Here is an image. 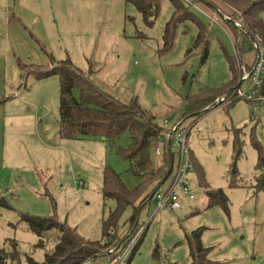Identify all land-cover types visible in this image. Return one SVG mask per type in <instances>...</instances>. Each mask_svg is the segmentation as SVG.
<instances>
[{
    "label": "rangeland",
    "instance_id": "rangeland-1",
    "mask_svg": "<svg viewBox=\"0 0 264 264\" xmlns=\"http://www.w3.org/2000/svg\"><path fill=\"white\" fill-rule=\"evenodd\" d=\"M159 3L157 20L148 28L123 0H0V201L8 204L7 209L0 208V247L11 249L9 239H14L19 264H28L26 256L43 261L59 235L58 230L46 232L43 248H35L37 237L18 223L22 214L48 217L54 199L60 223L84 240L98 241L104 214L103 168L122 175L127 188L138 183L127 173L128 163L101 138L59 137L56 76L38 79L31 73L21 79L22 69L27 73L65 59L90 72L95 82L122 101L137 97L159 124L167 119L193 125L190 158L201 168L204 182L191 165L193 200L184 198L178 211L164 208L154 216L152 202L141 209L138 221L152 218L151 223L126 264H190L187 236L197 229L202 230L201 245L209 250L206 260L211 264H264V191L257 193L252 187L257 156L250 140L253 132L264 148V99L253 103L238 99L230 107L211 104L200 118L182 117L186 97L217 92L229 81L223 52L232 53L233 47L220 19L212 23L193 8L196 17L210 23L205 60L200 49L187 54L197 34L192 23L186 32L179 27L170 50L162 51L161 33L173 6L167 0ZM260 15L264 24V12ZM20 99L36 114L28 124L5 118L25 108ZM236 140L242 142L238 158ZM234 163L237 187L231 188ZM208 190L224 193L227 212L211 206ZM131 212L127 210L120 221ZM105 261L101 256L90 264Z\"/></svg>",
    "mask_w": 264,
    "mask_h": 264
},
{
    "label": "trees",
    "instance_id": "trees-1",
    "mask_svg": "<svg viewBox=\"0 0 264 264\" xmlns=\"http://www.w3.org/2000/svg\"><path fill=\"white\" fill-rule=\"evenodd\" d=\"M167 1L173 6V11L162 29V51L170 50L179 27L184 26L183 31L186 32V25L192 23L197 34L192 39L187 54L189 55L197 48L202 51V61L205 60L209 52V26L192 13V5L181 0ZM123 2L131 4L136 9L146 27L151 28L154 25L160 13L159 0H123ZM192 3L200 11L202 10V13L204 10L217 12L216 15L224 25L222 27H225L228 32L233 49L232 53H228L225 49L223 52L225 63L228 66L229 81L217 92L207 91L202 95L186 97L184 99L186 108L182 114L184 118H200L206 114L209 105L216 104L221 94H229L237 87L242 77L250 73L258 47L264 54V24L260 15L264 12V0H192ZM235 10L240 12L242 17L243 30L234 25L237 19ZM225 15L228 19H224ZM255 44L258 47H255ZM31 73L38 79L50 76L58 78L59 136L64 140H77L83 137L101 138L108 144L111 151L128 163L127 173L138 181L135 187L127 188L122 175L107 166L103 168L101 192L104 214L101 219V240L98 241L84 240L77 235L74 229L60 223L55 213L54 199L50 200L53 210L48 217L21 215L18 223L26 224L39 239L35 245L37 249L43 248V237L46 232L54 230L59 232L52 252L45 254L43 261L39 263L26 256L28 264H90L104 256V250L117 246L122 239L119 234L121 229H125L124 232L132 231L139 222L138 216L141 209L147 204L146 199L159 184L169 179L172 159L166 148L163 150L161 160L154 159L152 154V149L162 129L161 123H158L151 112L141 107L137 97L131 96L127 101H122L95 82L90 72L86 73L75 67L70 59L27 73L22 69L21 79L23 80ZM257 94V99L247 102L253 103L264 99V73L263 82ZM234 102L227 107L232 106ZM250 140L257 156L252 187L254 192L258 193L264 191V148L255 139L253 132ZM236 141L235 156L238 158L242 142ZM191 165L198 173L199 179L201 178V183L204 182L202 170L194 158L191 159ZM231 172L232 181L229 187L235 188L237 185L233 179L238 176L235 163L231 167ZM205 194L211 206H219L223 212L228 211L227 199L221 190H208ZM7 207V202L0 201V208L7 209ZM129 209L132 210L130 217L121 222V217ZM201 233L202 230L197 229L187 236L190 264H211L206 260L209 250L201 245ZM143 238L135 249L141 244ZM9 242L11 249L0 247V264H19L20 255L17 243L13 240Z\"/></svg>",
    "mask_w": 264,
    "mask_h": 264
},
{
    "label": "built area",
    "instance_id": "built-area-1",
    "mask_svg": "<svg viewBox=\"0 0 264 264\" xmlns=\"http://www.w3.org/2000/svg\"><path fill=\"white\" fill-rule=\"evenodd\" d=\"M181 1L192 5L194 9L198 10V7L192 3V0ZM235 13L237 19L234 21V25L238 29L243 30L241 26L242 17L240 16V12L235 10ZM202 14L210 18L212 23H216L219 20L216 15L217 12H213V15L211 16L206 15L205 12ZM224 19H228V17L224 16ZM255 47L258 46L255 45ZM263 73L264 54L258 47L252 70L250 73L245 74L242 77L245 86L243 88H235L229 94H221L216 101V105L218 107H223L231 104L237 99H243L249 102L257 99V93L263 82ZM161 127L162 129L156 139L152 154L154 159L161 160L163 150L166 148L168 154L172 158V169L170 170L171 175L169 179L162 182V184H159L154 189L155 191L146 199V203L152 202L153 205H155V211L152 216L164 208L171 211H178V209L183 206L182 200L184 197L189 200H193L194 197L189 189L188 177V172L191 169V152L188 138L193 129V125L184 126L183 123L176 122V120L164 119L161 122ZM151 219L145 222L139 221L131 232L125 231L122 233V236H120L122 239L116 247L104 250L103 254L106 258L104 264H126L129 257L132 255L133 250L143 238V234L147 231Z\"/></svg>",
    "mask_w": 264,
    "mask_h": 264
},
{
    "label": "crops",
    "instance_id": "crops-1",
    "mask_svg": "<svg viewBox=\"0 0 264 264\" xmlns=\"http://www.w3.org/2000/svg\"><path fill=\"white\" fill-rule=\"evenodd\" d=\"M211 15H213V14H211ZM208 26H210V23L208 24ZM243 81V83H241V85H240V87H244L245 86V84H244V80H243V78L239 81V82H242ZM240 87H236V89L237 88H240ZM235 89V88H234ZM15 96H16V94H15ZM17 96H18V94H17ZM26 99V98H25ZM5 101V100H4ZM4 101H1V102H4ZM19 102L21 103V104H23V106H25V108L24 109H16L15 111H13V112H11V114H10V112L9 113H7V114H10V115H7V116H5V118H9V119H11V118H14V119H18V120H20V119H23L22 120V124H28L30 121L29 120H32V119H35V115L36 114H33L32 112H30V111H28L27 110V107H26V102H24V101H22L21 99L19 100ZM12 123V120H8V124H11ZM20 124H21V122H20ZM58 135H59V132H58ZM60 137V136H59ZM61 138V137H60ZM71 172V169L70 168H68V169H66L65 170V173L68 175L69 173ZM78 176V178H80L81 177V175L80 174H78L77 175ZM75 184H78L79 186L80 185H82V183H80V182H76ZM185 199H188V198H186V197H184ZM183 198V199H184ZM182 203H183V200H182ZM10 240H13V241H15L14 239H9V241ZM39 240V239H38ZM16 242V241H15ZM9 243V242H8ZM8 246V245H7Z\"/></svg>",
    "mask_w": 264,
    "mask_h": 264
},
{
    "label": "water",
    "instance_id": "water-1",
    "mask_svg": "<svg viewBox=\"0 0 264 264\" xmlns=\"http://www.w3.org/2000/svg\"><path fill=\"white\" fill-rule=\"evenodd\" d=\"M241 83H243V81L242 82H239L238 84H237V87H240V85H241ZM170 158H171V156H170ZM172 159V158H171ZM172 169V162H171V165H170V170ZM170 170H169V172H170Z\"/></svg>",
    "mask_w": 264,
    "mask_h": 264
}]
</instances>
